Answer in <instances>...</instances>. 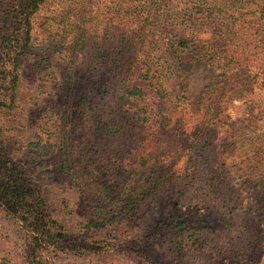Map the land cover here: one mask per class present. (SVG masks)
<instances>
[{
	"label": "trees",
	"instance_id": "trees-1",
	"mask_svg": "<svg viewBox=\"0 0 264 264\" xmlns=\"http://www.w3.org/2000/svg\"><path fill=\"white\" fill-rule=\"evenodd\" d=\"M55 1L0 0V208L25 234L22 264L111 252L139 264H242L261 246L244 188L255 186V199L264 198V153L250 164L224 157L231 145L220 146L217 128L225 112L201 99L181 57L209 33L196 61L210 55L226 72L222 80L264 75V0H98L102 7L58 0L53 17L40 19ZM37 25L66 52L61 105H49L54 144L32 141L20 128L21 107L32 113L19 93ZM186 109L201 116L189 129L172 125L174 113ZM181 140L187 159L176 169ZM47 176L80 193L85 219L78 230L52 211ZM168 202L206 209L218 224L169 215L160 208ZM0 264H11L1 249Z\"/></svg>",
	"mask_w": 264,
	"mask_h": 264
},
{
	"label": "rangeland",
	"instance_id": "rangeland-1",
	"mask_svg": "<svg viewBox=\"0 0 264 264\" xmlns=\"http://www.w3.org/2000/svg\"><path fill=\"white\" fill-rule=\"evenodd\" d=\"M97 1L92 0L91 3L97 6V3H99ZM99 1L102 2L103 6L107 3V0ZM100 3L98 6L102 7ZM58 8V0L51 2L44 8L39 18L53 17V11ZM53 29H56V26ZM198 36L200 41L196 42L195 46L181 57L186 58V78L189 79L191 86L196 91H200L201 99L210 98L215 106L220 105L223 112H225L224 123L217 128L220 146L223 144H226L227 147L228 144L231 145L230 148H225L224 157H227L229 162L237 165L250 164L256 155L260 156L261 153H264V75H259L255 79H242L236 78L230 73L225 80H222V75L226 72L217 62L209 61L210 55L206 56V61H196L194 59V54L199 53L202 47L200 42L210 40L212 37L209 33ZM56 45L57 43L53 41L50 33L37 25L34 46L31 53L24 59L22 66L19 99L21 105H27L32 113L23 112L21 107L20 128L26 127L32 141H34L33 137L38 141V136L44 144L47 142L54 144L53 138H49L54 131L49 116H51V119H55L56 115L51 111L49 105L54 104V102H56V105H61V96L59 97L58 93L62 85L61 79L66 76L62 75L63 71L60 68L61 65H66V52L65 55L60 53V49ZM40 111L47 113L45 115L47 118L43 122L34 118V113ZM200 116V113L192 109L178 110L174 113L171 124L189 129ZM31 117L34 118L32 121ZM27 119L31 121L30 126L26 124ZM187 147L188 145L186 146L181 140V144L176 148V159L178 160L176 169H182L185 165ZM37 151L42 153L41 149H37ZM43 156L46 157L45 152ZM51 156L53 155H50V158ZM51 165L53 164L50 163L45 171H49L47 169L52 170ZM261 172L264 176V171ZM47 177V181L50 183V194L52 195L51 200H49L52 211L62 224L69 229L78 230L85 219L82 214L84 203L81 201L80 193L76 187L74 188L70 184L50 180V177L53 176ZM262 184L261 189L263 190L264 180ZM244 189V197L247 198L246 203L249 205L251 220L256 223L261 246L251 255L252 257L245 256L238 262L242 264H264V198L255 199L258 196L255 186L253 188L245 187ZM248 193L249 195H247ZM184 204L176 205L175 202H168L160 208H166L165 213L176 217L189 213L191 215L187 218L189 222L196 221L199 225H204L202 220L207 217L209 222L214 221L218 224V218L210 211ZM156 213L153 215V221L159 222L164 216H161L162 211L158 209ZM184 221L188 222L186 219ZM0 249L2 257L10 261L11 264H22L25 255V234L20 224L1 208ZM162 249L160 246L155 245L153 251L162 256ZM113 254L114 252H111L108 258H101L100 256L92 258L66 257L61 255L53 260L51 264H139L131 259H117L116 255Z\"/></svg>",
	"mask_w": 264,
	"mask_h": 264
}]
</instances>
